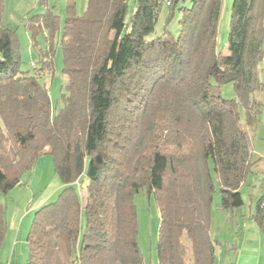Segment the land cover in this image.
<instances>
[{"label": "trees", "instance_id": "obj_1", "mask_svg": "<svg viewBox=\"0 0 264 264\" xmlns=\"http://www.w3.org/2000/svg\"><path fill=\"white\" fill-rule=\"evenodd\" d=\"M86 1L82 15L67 4L60 31L52 10L26 19L32 39L47 32L33 74L21 70L16 33L0 22V248L1 197L51 155L62 188L35 211L26 264H143L138 192L153 195L160 211L158 264H215L213 174L217 210L234 211L260 160L248 129L264 106V0L232 1L225 54L216 49L222 0H134L128 21L129 0ZM164 4L167 21L179 10V33L147 38ZM57 33L67 81L52 116L39 79L53 70ZM226 83L232 98L221 96ZM83 174L84 204L75 186ZM251 218L264 235V194Z\"/></svg>", "mask_w": 264, "mask_h": 264}, {"label": "rangeland", "instance_id": "obj_2", "mask_svg": "<svg viewBox=\"0 0 264 264\" xmlns=\"http://www.w3.org/2000/svg\"><path fill=\"white\" fill-rule=\"evenodd\" d=\"M233 0H222L221 11L217 23V36H216V49L227 52V37L229 33L230 24V7ZM73 2L75 5V12L77 15H82L86 9V0H2L0 7V22L2 25L14 30L17 36V50L20 57V68L23 71H28L29 74H33V62L37 60L38 51H44L47 42L45 39L46 31L44 29L34 33L26 26V19L31 18L37 14L44 13L46 9L52 10L59 16L61 29L65 15L66 6L68 3ZM190 5V0L180 2L179 6ZM134 7V0L128 1V10L126 14V20L128 21L132 14ZM179 10H175L173 17L167 21L168 7L164 4L158 15L157 22L155 24L154 31L147 36V38L160 35L167 30L177 37L179 33ZM60 35V34H59ZM31 39L35 43V47L31 44ZM55 53L53 56V70L52 72H45L40 77V82L44 83L48 87V93L50 97V107L52 116L56 113L57 109L61 106L60 94L64 92L66 84V75L62 73L63 56L60 47V38L58 33L54 40ZM39 65H41L39 63ZM214 82V78H211ZM221 96L223 98H232L234 96V89L232 83H226L220 86ZM42 168L39 163L28 171H25L21 177L20 182L16 186L7 189L1 197L2 204L5 209V216L8 219L15 212L16 220H22L20 225V231L16 238L12 239V245L9 249L10 256H13V264H26L28 255V246L26 242V235L28 233L31 221L37 208H35L36 202L41 199L45 193L47 197L52 190L54 169L51 155L42 156ZM213 181L215 184V193L211 203V214L217 211L218 202L221 200V194L218 191V181L213 174ZM87 177L82 175L80 181L75 184L79 190L81 202L84 204L86 198V186ZM249 192V193H248ZM59 192H56L54 196H50L49 200L45 203L54 201ZM244 199L246 208L249 204V197L251 190L244 189ZM134 203L136 206L137 214V245L143 256V264H158L157 256V244H158V228L160 223V211L158 205L154 199V196H147L143 192H138L134 196ZM22 212H25L23 216H20ZM8 218V219H7ZM23 218V219H22ZM19 225V224H18ZM27 226V230L23 233V229ZM6 232V231H5ZM211 237L217 241H221V244H217L216 250L220 249L224 244V240L220 238L222 235H226L225 228L215 227V224L211 227ZM20 234V235H19ZM15 235V234H14ZM13 235V237H14ZM5 236V234H4ZM24 237V238H23ZM221 239V240H220ZM3 243V241H2ZM225 248V247H224ZM76 264V263H72Z\"/></svg>", "mask_w": 264, "mask_h": 264}, {"label": "crops", "instance_id": "obj_3", "mask_svg": "<svg viewBox=\"0 0 264 264\" xmlns=\"http://www.w3.org/2000/svg\"><path fill=\"white\" fill-rule=\"evenodd\" d=\"M259 79L264 83V39L263 58L259 63ZM258 97L263 98L264 94H259ZM248 135L253 154L255 158H259L260 160L254 165L252 172L247 176L240 188L243 205L234 211L222 208L212 213L210 232L214 224L215 227L225 228L226 232V235L220 237L224 240L225 245H221L220 249L218 251L216 250L215 264H264V235L259 230L257 223L251 218L256 201L264 194V106L261 110L259 123L254 129H248ZM42 159L44 158L40 157L36 161L40 165L37 169L41 170L42 164L40 163H42ZM61 188L62 183L54 173L52 190L48 197L47 193H45L36 202L35 208L44 204V202L49 200L50 196H54ZM249 188L251 190L250 202L246 208L243 190ZM24 214L25 212H22L20 216ZM27 215L25 214V216ZM21 223L22 220L19 223L17 222L15 212L8 219L7 230L0 248V264H13L14 258L12 255L10 256L9 249L12 245V239L18 236ZM26 230L27 226L23 229V233Z\"/></svg>", "mask_w": 264, "mask_h": 264}]
</instances>
